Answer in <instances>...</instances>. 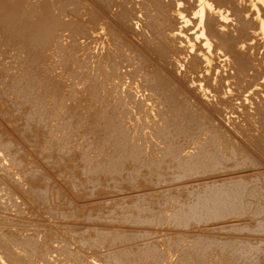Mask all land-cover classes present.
I'll return each instance as SVG.
<instances>
[{"label": "bare ground", "instance_id": "bare-ground-1", "mask_svg": "<svg viewBox=\"0 0 264 264\" xmlns=\"http://www.w3.org/2000/svg\"><path fill=\"white\" fill-rule=\"evenodd\" d=\"M24 1L25 0H0V3H1L0 6H5L4 10H6V9L8 10V12H5L4 14H2L3 12H1V10H0V22H2V20H3L6 23L7 22L6 20H9L6 23V24H9V26L6 25V28H8L6 30H9L7 36L5 35L6 32L3 33L5 35L4 36L5 38L1 34V31H3L2 27L4 28V26L1 25L2 27H0V38H1L0 56L5 55V54L7 55L8 53L10 55L11 50L14 51V49H19V52H21V56H22V58L20 57V59H22V62H23L22 64L23 65L25 64L26 68L28 67L25 72L23 71V73H21V74H19V72L16 73L20 77H18V76L14 77V78H16V79H14V82H15L14 86L16 88H17V86H19L20 88L18 87V89H20V91H22V90L24 91V93H21V94L25 95V97L24 96L23 97H17L15 95H16V93H19L18 92L19 90H17V92L14 91L15 92V94L13 93V95L15 96L14 100L18 99L17 102L22 101L23 104L27 105L29 112L28 113L26 112L27 113L26 117L29 119L28 122L35 123V125L33 127L36 128L39 126V128H41V125L44 123L43 126H45V127L48 126L49 133L51 135H56L57 132L59 133L60 129L61 130L66 129L65 128L66 123L69 125V127H68L69 129H71V126H73L72 125V123H73L75 125V129L78 127V128H80V131L82 130L81 133L83 135L80 136V132H78V133L76 132L80 136V138H77V137L74 138V136L77 135L75 133L76 135H72V134L70 135V136H73V138H74L73 140H69L70 138H68V140H65V141L63 140L64 141L63 145L70 144L71 149L69 148L68 151H71V152L67 151L66 145H65L66 150L64 148V151H66L70 154L69 156H71L73 161L76 159L75 163H73L72 160L70 161L71 158L69 156H67V154L64 151L61 152L63 149H59L58 151H60L61 154H63V153L66 154V156L64 157L66 159V163H65L64 159L61 161H59L60 160L59 159L58 161L61 162L59 164L57 162H56L57 164L54 162L55 159H54V161L52 159V161L50 162L49 160H50V158H53L52 155L54 154V152L52 155L50 154V158L48 157L49 159L44 158L45 161H49L48 164L49 163L52 164L54 162L53 165H51L49 169L51 171H54V169L52 167H56L57 170L55 169V171H57V172H55V171L54 172L57 174V176L55 175L54 172H53L54 174L52 172L49 173L50 170L47 169L48 167H45V169L49 170L47 172V174H45L46 172H44L45 169L42 171L43 168L41 169L39 167L41 170V173H42V175H41L42 178H38L41 173L39 171H36V170H39V169L35 170V168H33L34 169L33 170L32 168L22 167V166H24L23 161H22V166L20 164L18 165L16 162L13 163L14 160L12 157L16 153L15 149H13V148H14V145L19 144L18 139H20V138L18 136H16V134L15 135L13 134L18 139L14 140L15 138L12 139L13 137L9 139V138H5L8 135L4 136L5 133L3 134L5 139L4 140L0 139V156H1L0 158L2 159L3 162L5 161L6 164L5 163L2 165L0 164L2 166V167L0 166V182L4 186H7V189L10 190L9 191L10 193H7V192L4 193V194L7 193V196L3 195V199L4 198L6 199V197H8V194L10 195V197H11V195L19 194L25 198L24 200L27 201L28 206L29 205L37 206L36 204L44 205V203L47 205L49 204L50 205L49 209L47 207L48 210H46V211L44 210L46 212V214H48V216H50V217L53 216V214H56L57 219L55 218V220H62V221L60 223H58L55 220L53 221V224H55V222H57V224L60 226V228H58L57 227L58 225L56 224V227L58 229L56 227L51 228L53 226L46 227L47 224H44L42 222L41 223L44 225L42 227L39 226L37 229V225H39L40 223H37L35 225L34 224L35 219H33L34 220V221H32L33 224H29L31 222H28V219L21 215L23 213L20 209H19L20 210L19 212H11V213L1 212V209H0V264H47L48 261L46 262L45 256L48 255L49 252H53V251H51L52 249L53 250L55 249V251L58 252L60 254V256L62 255L64 257H66L67 260H70V262L71 261L74 262L73 264H81L88 257H90L89 259H87V260H89L88 262H90L91 258H92L91 260H93V262L91 261L92 263H89V264H93V263H96V264L97 263H99V264H164L165 262L168 264L170 261L168 262L167 259L172 258V260H174L173 256L174 255L176 256L177 253H178L177 260H176L175 256H174V258H175V261H178V264L180 262V259L182 260V264H215L216 260L218 263L221 261L222 264H231V263H229V261H232L233 264H261V262H263L262 264H264V250H263L264 246L263 247L261 246L263 248L262 249L259 247V245H256V243H255V241H259L261 239H262V242L264 243V176L261 175V173L259 174L258 172H256V168H253L252 170L249 169L250 172L251 171H255V172H252L251 174H247V173L244 174L245 171H242V170H244V168H245L246 171H248L246 167L251 166V168H252L253 167L252 163H250L248 161L244 162L241 158L240 151H238L237 149L231 150V147L229 145L225 146V144H223L221 146V143L219 141H215V138H218L220 135H222L221 132L217 131L220 134L219 135L215 134L216 130L214 129V132L211 130L213 134L209 135V133H211V132L209 131L210 129L208 130V128L209 127L211 128V124H210V121L208 120V118L206 116H204L203 112H200V110L198 111L197 108L195 109V107H196L194 105L195 102L193 103L194 108H192L193 107V105H191L192 103H190V105H191L190 106L189 104H187V102H188L187 100H186L187 101L186 102L185 100L180 99L179 93L181 91H178L177 89L172 87V84L169 83V81H167L166 78L158 75L159 72H157V74L154 75L155 76L154 80L153 79L151 80V78H153V77L150 76L151 78H149V79H150L151 83L148 82L149 80L148 81L146 80V81H147V83L152 85L155 89H157L160 92L159 95L164 97L162 99L163 108L159 114V116L161 118L160 119L158 118L159 122L162 125L160 126L158 124L159 122L157 123L158 120H156V122L153 121V118L151 119V117H149L148 113L146 112L147 117L153 121L152 123H154V125L157 128L156 129L154 127L150 128V129H152L151 132L150 131L147 133L144 132V134H143V131H144V128H146L145 127L146 126L145 120H147L146 117H144V119H143L138 115L140 118H137L136 123L134 125H133V123H131V122H133V119L136 118L135 115H136L137 111L140 110L141 106L139 104L142 103L141 101H140L141 103H135L133 101L134 105H132L133 102H131L130 107L129 108L127 107L128 109H126L124 107L125 104L122 105L123 111L119 110L118 108H117V110H119V111H117L116 107H115V109H114V107H112L111 109L109 108L110 110H107L105 108L107 105H104V110L106 109L107 111L105 114H102V113H100L101 110L99 111L95 106L96 103H98V101L93 100L96 103L91 102L92 101L91 99H93V97H94L92 95L95 92V91L92 92V95H91L92 97H90L91 91L94 89L93 85H94V87H96L95 83H93L94 80H91L92 83H86L87 87L84 83V86L86 87V91H85V94L83 97H81V94L79 95L81 98L79 96H78L79 98L78 97H76V98L70 97V95H71L70 91H72V90L69 91V88L67 87V85H66L67 83L65 81H63L65 83L62 84V83H60V81H58V80H60V78L58 79L57 77L55 78V77H52L50 75L48 76L43 71L38 70L39 65L35 66V65H37V64H35L37 61H43L45 59L47 60V58L50 57L51 54H53V51L55 52V49H57L56 47H58L59 40H57V38H59V37L56 36L57 35L56 33H58V34H60V33L56 32V29L58 27H61V29H62V27H63L62 23L63 22L59 21V18L57 19L58 16H56L55 14L57 13V11H58L57 15L59 14L58 9L60 7H57L58 9L56 8L57 11H55L56 13H53V9L51 8V5H53V3L50 4V2L44 1V2H41L39 4V6L36 7V9H32V6H30L32 10H30V8H26V9H29L31 12L28 10L27 11L28 13H25V11H24L25 8L23 7ZM26 1H27L26 3L28 5L33 3L32 1H29L30 3H28V0H26ZM69 1H67V4L69 3ZM151 1L153 2V0H151ZM151 1H150V3H151ZM154 1H156V0H154ZM165 1H167L168 4H169V2L173 3L172 0L171 1L165 0ZM165 1L163 0V2H164L163 5L167 4V2L165 3ZM239 2H241V3H239ZM239 2L237 4L236 0L235 1L234 0H193V1L188 0V2H187V0H184V1L181 0L180 3L182 5L184 3H187V5H186V6H188L187 8H185L184 6H183V8H181L180 6L177 8L174 7L173 6L175 4V1H174V4L171 5L173 8L170 7L172 9L169 10V8H168L169 6H167V5L164 6L165 7L164 8L161 4L158 5L159 2H157V3L155 2V3H152L150 5V3L148 1L147 5L146 4L145 5L148 8H149V6L153 7L152 8V15L156 16L155 14H157V16H156L157 21L155 20V17L152 16L154 19H151V20H155V21L149 22L147 20L146 23L149 22V24H150L153 22V24H151V25L152 26L155 25L154 27L159 28V31L161 30V28H164V32L162 31V33H160V32L158 33V29H157V33L160 34V37H161L159 40H158V38H156L159 35H156L157 33H155L156 32L155 30H154L155 32L153 31L155 33V35H153L154 33L152 34L154 36V39H151V41L155 40V38L157 40V42H156V40L154 41V42H156L154 44V46L152 45L154 48V51L156 50L157 53L159 52V55L161 53V55L168 62L174 61V59H172V58L176 57V56H173V52H175V51L179 52V50H181L180 48H178L180 46H178V45H177L178 47L176 46V43L178 42V39L184 38L183 37L184 35L181 36L182 34H178V33H182L186 29H184L182 31V29H183L182 27H184L182 25L180 27L181 29L179 28L180 30H178L177 31L178 33H177V32H175L176 28L174 27L176 25L174 24L173 27L175 28V30H173L174 28L173 29L171 28L173 23L171 24L170 22L173 18H176L179 20L182 19L183 20L182 22H184V23H189V21L193 20V18H194L195 19V20H193V21H195L194 24L196 23L198 28H199V30L195 34L196 38H198V35H200V37L203 38L201 40V43H203V44L201 46L199 45L200 46L199 51L202 53V55L200 57H203V59L198 57L199 51L197 52V50L195 48L198 46L197 45L198 42H196L197 44L191 43L192 38L189 39L191 36L193 37V35H191V34H189L190 37H189V35H186L189 37L188 41L190 42V44L188 45L189 47L188 46H186V47H188L192 50L195 49V51L191 52V50L189 51V50H186L187 48L184 49V47H182L183 50L189 51V52H191L190 54L193 53V55L195 52H197L198 55H196V56L191 55V58L194 57L195 59H193V60H197V58H199L197 60L199 63L203 60V62H202L203 65H204V63H206V65H210L212 60L216 57L214 54L215 52L213 53V51L217 50V52L218 51L222 52L223 54L227 55L230 58V59L228 58V60L225 58L226 63L231 60L233 62V65L236 66L235 69L239 68L242 71L247 72V75H248V72L251 69H254V67L252 66L254 64H252L253 62L250 59V57H252V56L249 57L247 55V52H250V51H246L245 54L243 53V51H241V50H243L242 48L244 47V45L242 43H245V42L241 43L240 38L242 37L243 41H244L245 40L244 37L245 38L251 37L249 33L252 31V29H251V31H248V30H250V28L248 29L247 25L249 26L252 23H253L252 25L257 26L256 29L258 32V33L255 32L256 30H254L255 29V26H254L253 33L255 32L256 35L258 34V36L259 35L261 36V37L259 36L260 38H262V37L264 38V0H240ZM148 3H149V6H148ZM180 3H179V5H181ZM244 3H246L245 6H243ZM64 4H66V3H64ZM32 5H34V4H32ZM56 5H58V4L56 3ZM59 5H60V3H59ZM175 6H177V3L175 4ZM26 7H29V6H26ZM66 7H68V6H66ZM64 8H65V6H64ZM51 9H52V12H51ZM62 9H63V7L60 10H62ZM189 10L191 12H189ZM246 11H252V16L246 15L245 14ZM147 12H148V10H147ZM154 12H155V14H153ZM50 14L52 16H50ZM150 14H151V12H150ZM247 14H248V12H247ZM24 15L25 16L27 15V17H23ZM148 15H149V13H148ZM59 16H60V14H59ZM149 16L151 17V15H149ZM249 16H251L253 18V20L250 19V21H252V23L250 22V24L248 22L249 20L247 19ZM146 17H147V14L145 15V18ZM150 17H149V20H150ZM246 19L248 20L247 22H246ZM141 22H142L141 20L138 21V24L140 23L139 25H141L145 21H143L142 23ZM156 22H158V23L156 24ZM235 22H236V24L241 23L240 24L241 26L236 27V26H238V24L235 26V24H234ZM2 23H0V24H2ZM168 23H170L171 26H169ZM60 24H62V25H60ZM65 24L67 27L68 26L67 23H65ZM196 24H195V26H196ZM70 25H71V23L69 24V27H70ZM138 26H137V29H138ZM189 26H191V25H189ZM230 26L236 27V29H235L236 33L239 34L240 37H238L237 35H236L237 36L236 38L233 37L236 34L235 32H234L235 34H233V36H230L229 32L232 29V28H230ZM71 27H73V25H71ZM71 27H70V29H71ZM147 27L150 28L149 26H147ZM168 27H170L171 30H169ZM140 28H142V26H140ZM148 28H145L144 33H142L143 30L140 31V33H142V35L144 34L143 36H145L146 32H147L146 30H148ZM227 28L229 30V31L227 30L228 32L225 31ZM59 29L60 28H58V30ZM64 29H68V27L65 28V25H64ZM64 29H63V31H64ZM78 29H80V28L78 27ZM74 30L76 31L77 29L75 28ZM74 30L72 28L71 31H74ZM83 30L84 29L82 28L81 31L83 32ZM136 31H139V30H136ZM150 31H152V30H149L148 33ZM66 32H67V30H66ZM61 33H62V31H61ZM70 33L73 34V32H70ZM84 33H86V32H84ZM193 33H194V31H193ZM253 33H252V37H254ZM184 34H186V32H184ZM152 35L150 37H153ZM179 36H181L182 38H180ZM61 37H62V35H61ZM112 37H114L113 39L115 40V36H112ZM255 37L257 38V36H255ZM259 37L257 38L258 40L260 39ZM174 38L175 39L178 38L176 40L177 42L175 40H173ZM145 39H148V38L146 37V38H144V40ZM185 39H183V40L185 41ZM193 39L195 41V37H193ZM214 39L217 41L214 42ZM251 39L254 40L255 38L254 39L251 38ZM197 40H199V39H197ZM247 42H248V40H247ZM122 43H123V41H122ZM185 43L187 44V42H185ZM251 43L253 44L254 42H251ZM148 44H150V43H148ZM110 45H112V43H110ZM129 45H128V47H129ZM241 45H243V46H241ZM246 45H250V44H246ZM120 46L121 45H119V47H117V48H120ZM126 46L127 45H125V46L123 45V48ZM250 46L251 47L250 48L248 47L247 49H251L253 45H250ZM256 46H255V48H256ZM112 49L114 50V48H112ZM126 49H128V48H125L124 50H126ZM247 49L245 48L244 51ZM115 50H117L116 47H115ZM119 50H120V52L123 51V53H124V50H122V49H119ZM129 50L130 49H128L127 53H129ZM110 51L108 54H110ZM133 51H135V50H133ZM117 52H114V55H116ZM132 53L133 52H131V56L128 54L126 56L133 57ZM135 53L136 52H134V54ZM137 53H138V51H137ZM197 53H195V54H197ZM212 53H213V58H212ZM55 54H53V55H55ZM124 54H126V53H124ZM186 55H188V54H186ZM217 55H218V53H217ZM221 55H220V58H222ZM249 55H251V52ZM7 56H4V57H6L5 59L8 60V58L10 56L12 57V54L9 57H7ZM137 56H138V54H137ZM137 56L136 57L134 56L135 59L137 58ZM140 57H141V55H140ZM140 57H139V59H140ZM151 57H152V55H151ZM185 57H187V56H185ZM107 58L108 57H105L104 60H109L110 56L108 59ZM133 58H131V59H133ZM176 58H178V57H176ZM176 58H175V60H176ZM188 58H190V56ZM121 59H123V57ZM180 59H182V58H180ZM183 59H184V57H183ZM200 59H201V61H199ZM110 60H112V59H110ZM117 60H118V58H117ZM124 60H126V57H124ZM124 60H122V65H123ZM127 60H128V57H127ZM129 60L127 63H129ZM141 60H143V59H141ZM186 60H188V59H186ZM189 60L191 61V59H189ZM189 60H188V62L186 61L187 65H188V63H190ZM11 61L13 62V60H11ZM116 61H115V63L118 64ZM167 61H166V63H167ZM182 61H184V60H182ZM253 61H254V59H253ZM135 62L136 61L134 60V65L137 64V63L135 64ZM137 62H138V58H137ZM145 62H146V60H145ZM145 62H143V63L146 64ZM163 62H164V60H163ZM37 63H39V62H37ZM105 63H106V61H105ZM109 63L112 64V61ZM109 63L107 64L108 66H110ZM138 63H139V65L137 64V66H139L138 72H140L141 64H140V62H138ZM141 63H142V61H141ZM178 63H181V62L178 61ZM191 63H190V67L192 65H194V64L191 65ZM130 64H132V63H130ZM169 64H171V63H167L168 67H169ZM172 64H174V62H172ZM183 64L184 63H182V65ZM195 64H196V61H195ZM9 65L12 66L10 63H9ZM163 65H165V64H163ZM198 65L200 66V64H197V66L196 65H194V66L198 67ZM175 66L181 67L179 64L175 65ZM201 66L198 68H201ZM255 66H257V65H255ZM12 67H11V69H12ZM106 67L107 66H105V68ZM120 67H122L121 63H120ZM131 67L132 66H130V68L128 67V69H131ZM145 67L146 66L142 67V70L147 71V69ZM204 67H203V69L201 68L200 71H202V70L204 71ZM229 67H230V65H229ZM112 68H113V66L110 69H112ZM136 68L138 69V67H135V69ZM178 68H176V69H178ZM207 68H205V70ZM13 69L15 70L16 68H13ZM104 69L102 68V70H104ZM164 69H167V67ZM176 69H174V70H176ZM211 69H213V68H211ZM239 69L233 70L234 71L233 74H235V71L236 72L239 71V73H240L241 71ZM112 70H114V73H116L117 66H116V69L113 68ZM132 70H134V69H132ZM174 70L172 73H174ZM229 70H230V68H229ZM10 71H9V73L10 74L12 73V75L16 72V70L14 71V73H13V71H11V72ZM109 71H111V70H109ZM166 71H168V70H166ZM5 72H8V71H5ZM100 72H101V69H100ZM148 72L150 74V71H148ZM178 72H180V71H178ZM3 73L4 72H2V74ZM106 73L107 72L105 71V74ZM117 73H119V72H117ZM130 73H131V71H130ZM142 73H145V72H142ZM155 73H156V71H155ZM204 73H207V72H204ZM208 73H210V69H209ZM215 73L212 74L213 76L211 75L212 76L211 78L216 76L217 73L216 74ZM239 73H238V76H239ZM89 74L92 75L91 73H89ZM119 74H121V73H119ZM119 74H118V76L120 78H123ZM123 74H122V76H123ZM131 74H133V77H134V74H136V73H131ZM138 74H140V73H138ZM184 74H186V73H184ZM218 74H219V72H218ZM218 74H217V77H219ZM229 74L231 75L232 73H229ZM245 74L246 73H244L243 76H245ZM4 75H5V73H4ZM76 75H78V73H76ZM93 75H96V73L95 74L93 73ZM97 75L98 76H95L96 78L97 77L101 78L103 76V75L99 76V74H97ZM113 75L115 76V74H112V76ZM150 75H153V74H150ZM178 75H179V73H178ZM186 75H184V76H186ZM258 75L259 74H257V77H258ZM2 76L0 77L1 79H3V78L7 79V77H8V76L7 77L3 76V78H2ZM14 76H15V74H14ZM78 76H80V75H78ZM78 76H76V77H78ZM81 76H83V75L81 74ZM81 76L79 79L84 78V77L81 78ZM84 76H85V74H84ZM118 76H117V78H118ZM129 76H130V74H129ZM207 76H209V75H207ZM207 76H206V78H202V79L208 80L209 78ZM221 76H223V75H221ZM248 76H250V75H248ZM88 77L90 78L89 75H88ZM88 77L86 75V77H85V78H87L86 81L89 80ZM108 77H106V78H108ZM166 77H168V76H166ZM200 77H202V76H200ZM229 77H231V76H229ZM245 77H247V76H245ZM96 78H95V81L100 79L99 78L96 80ZM106 78L104 76L102 77V79H104V80ZM168 78L170 79V77H168ZM175 78L176 77H174V79ZM178 78H179V81L182 79V77L180 79L179 76H178ZM220 78H223V77H220ZM76 79H78V78H76ZM90 79H93V78H90ZM109 79L110 78H108L106 81L108 82ZM189 79H190V77L188 78V80ZM210 79H209V82L211 81ZM217 79L219 80V78H217ZM223 79L221 81H223ZM233 79H235V77ZM252 79H255V78H252ZM215 80H216V78H215ZM237 80L239 83L240 80L238 78H237ZM83 81H85V80H82V82ZM112 81H115V80H112ZM146 81H144V82H146ZM183 81L184 80H182V83H184L186 80L184 82ZM88 82H90V81H88ZM107 82H105V83H107ZM212 82H213V80H212ZM212 82H210V83H212ZM228 82L230 83L229 80H228ZM217 83H219V82H217ZM217 83H215V85ZM222 83L223 82H221L219 84H222ZM235 83H234V85H235ZM238 83H236V84H238ZM11 84H13V83H11ZM149 84H148V87H150ZM188 84L186 83L185 85H188ZM1 85H3V87H4V89H3L4 93H5V90H9L8 87H11L10 84L6 83V85H9V86L6 87L7 89H5V83L3 84V82ZM104 85L106 86V84H104ZM174 85H177V84L175 83ZM222 85H221V87H222ZM109 86H110V83H109ZM152 86H151V89L153 88ZM202 86H204V85H202ZM227 86L231 87L232 85L229 84ZM233 86L231 88H233ZM85 87H83V88H85ZM221 87H218V88H221ZM223 87H225V84L223 85ZM107 88H108V86H107ZM128 88H129V86H128ZM193 88H194V86H193ZM196 88L197 87L194 88V91ZM208 88H209V86H208ZM227 88L228 87H226V89ZM95 89H97V88H95ZM151 89H148V90H151ZM223 89L222 90L220 89V90L223 91ZM0 90H1V88H0ZM82 90L84 92V89H82ZM104 90H101L100 94ZM214 90H217V89H214ZM97 91H98V89L96 90V92ZM153 91H155V90H153ZM158 91L155 94H153V93L152 94L156 95V94H158ZM228 91H230V89H228L227 92ZM8 92H11V91H8ZM79 92H82V91L80 90ZM104 92H106V90ZM107 92H109V91H107ZM197 92H198V94L200 93L199 91H197ZM6 93H7V91H6ZM109 93H107L106 96ZM5 94H3V96ZM100 94H98V96ZM98 96L96 95V97H98ZM100 96H104V93H103V95H100ZM100 96L98 98H100ZM5 97H7V96H5ZM11 97L12 96H10V98L9 97L8 98L12 99ZM89 97H90V101H89ZM118 99H116V103H118V101H117ZM3 100H4V98H3ZM96 100H98V99H96ZM112 100L114 101L115 99H112ZM123 100H124V98H123ZM15 101H14V103L12 102L14 104V105L13 104L12 105L14 107L16 105L19 108L20 105L22 104V102H20L21 104L19 103V105H17L18 103ZM88 101L90 102V104L93 103L92 106L90 105L92 108L90 107L91 108L90 111H87V112H86V109H82L83 111L81 112L80 108L84 104L82 103L83 105L81 107H79V104L81 102H85L87 104ZM100 102H102V101L100 100ZM106 102H103V103L106 104ZM153 102H155V101H153ZM111 103H112V101H111ZM111 103L108 102V104H111ZM114 103L115 102H113V105L112 104L111 105L114 106ZM156 103L157 102L152 103V104H156ZM8 104H10V101ZM28 105H29V107H28ZM101 105L103 107V104L100 103V106ZM126 105H128V103ZM13 106L11 107V109L14 111L15 109H13ZM63 106H64L63 112L59 111L60 112L59 114L61 116H63L62 122H65V123H63L64 128H60V127H63V126H60V124L62 123L60 119H59V122H61V123H59V127L52 126L50 124V122H51L50 120L54 116H57V114H55L56 113L55 111L59 107L63 108ZM88 106L89 105L85 106V108ZM94 106H95V108H93ZM116 106H117V104H116ZM144 106L146 107V105H144ZM147 106L149 107V105H147ZM22 107H23V105H22ZM102 107L99 109H102ZM21 108H20V111H22ZM257 108H258L257 113L261 114L262 109H259V106H257ZM141 109H143V108H141ZM149 109L150 108L147 109V107H146L147 111ZM152 109H150V110H152ZM9 110H7V112ZM12 110L9 111L11 114L8 112L11 116L13 114H15L14 112L12 113ZM58 110H57V112H58ZM18 111H19V109H18ZM26 111H28V110H26ZM22 112H20V114ZM144 112L142 111V113H144ZM5 113H6V111H4V113H2V114H5ZM60 115H58V116H60ZM140 115H143V114H140ZM144 115H146V114L144 113ZM150 115H152V112L150 113ZM154 115H156L155 117L158 116L157 114H154ZM15 116L17 118L20 117V116L18 117V115H15ZM22 117H24V115ZM26 117H24L25 120H26ZM118 117H121L120 118L121 122H119L117 120ZM12 118H13V116H12ZM54 118H56V117H54ZM58 118H61V117H57V122H58ZM2 119L3 120L5 119L4 116L2 117ZM122 119L123 120L125 119V121H123ZM143 120L145 122L142 123ZM151 120L149 122H151ZM134 122H135V120H134ZM138 122H139V124H137ZM8 123L9 122H7V124ZM130 123L132 125H130ZM12 124L13 123L8 124V125L12 126ZM52 124H54V122ZM147 124H149V123H147ZM262 124L264 127V121H262ZM29 125H30V123H29ZM31 125L28 127V124H27V126H25V124H24L23 126L25 128L27 127V130H28L29 128H31ZM152 125L153 124H150V126L148 125V127H152ZM19 126L21 128V125H19ZM139 128H141V129L139 130ZM22 129H20V133H21ZM146 129L150 130L149 128H146ZM23 131H22V133H23ZM30 131H32V130H30ZM48 131H46L44 133V135H46V133ZM63 131L64 130L60 131V136L62 135L61 137H64L62 134ZM202 131H206V132H203V135H202V134H200ZM15 132L17 133V131H15ZM34 132H35V130H34ZM34 132H33V134H34ZM43 132H44V130H43ZM0 133H2V132H0ZM58 133H57V135H58ZM207 133H208V135H207ZM48 134H47V136H44L43 134H41L43 136H39V132H37L36 135L39 137H42L43 139L45 138L47 141H49V139L47 138ZM68 134H70V132ZM64 135L66 136V134H64ZM19 136L21 137V135H19ZM37 136L34 135V137H37ZM58 136H56V138ZM39 137H37V138H39ZM42 138H41L40 146H37L39 148L36 147L37 148V150H36L37 155L36 156H39L40 159H41V156L45 155L46 151L44 152L43 155H41L39 152V149H43L42 146H45L47 144L45 139L43 140ZM56 138L54 137V139H56ZM150 138H153L156 140L157 144H155V145L157 148L155 147V149H153L152 147L154 145H152L150 151L147 149L149 151V153L147 152V150H146L147 153H144L145 150L143 152L141 150H143L145 148H141V146L144 143L145 145H143V146L144 147L147 146L149 148V143L152 142L151 144H153V141H154V140L151 141L152 139H150ZM50 140H52V139H50ZM20 141H21V139H20ZM57 141H59V139H57ZM109 142H111V143L109 144ZM221 142H223V141H221ZM48 143H50V141ZM128 143H131V144L127 145ZM146 143L148 145H146ZM59 144H61V143H59ZM63 145L61 146V148L63 147ZM46 146H48V145H46ZM100 146L103 147V148L101 147L102 151L100 150L101 149L100 148L99 149L100 151L97 152V149ZM40 147H42V148H40ZM44 149L50 150V147L49 148L44 147ZM95 150L97 153L94 152ZM9 151H11L12 157L9 154L10 153ZM24 151H25V149H24ZM56 151H55V153H57L56 156H58V154H60V153L56 152ZM30 152H31V150H30ZM38 153L41 156L38 155ZM41 153H43V152L41 151ZM23 154H24V158H25L26 157L25 153H23ZM61 154H60V156H61ZM155 154L158 156L156 157ZM159 155H160V157H159ZM2 156L4 157V159ZM16 156L19 159L22 157L21 154H20L21 157H19L17 154H16ZM60 156H58V157L62 159L63 156L62 157H60ZM7 157L9 159H7ZM45 157H47V155ZM66 157H69L70 159L66 158ZM1 159H0V162H2ZM16 160H18V159H16ZM36 160H39V159H36ZM26 162H27V160H26ZM32 162L36 163V161H32ZM42 162H43V160H42ZM37 163H39V162H37ZM69 163H71L72 166H68ZM40 164H37V165H40ZM74 164H76V166ZM32 166H35V164H33ZM44 166H46V165H44ZM108 169L111 170L112 174H115L114 176L117 175V177H118V179H116V181L118 180L119 183L117 185L113 184L115 186H112V183L109 185H104L106 183V180H104L105 181L104 184L98 183L101 181L100 177L103 176L104 171H106ZM106 172L109 173L110 176L108 174H106ZM106 172H105L106 176L108 175V177L111 178L112 174H110V171L108 170ZM98 174H102V175L100 176ZM105 174H104V176H105ZM97 175H98V177L100 176L99 177L100 181L98 180ZM15 177L16 178L18 177V179H17L18 181L15 179ZM59 178L61 180H59ZM106 179H107V177H106ZM112 179L113 178H111L110 180H112ZM53 180H55L59 184V186H61V187H59L60 190H59V188H56L58 186H52L51 187L50 184L52 183ZM20 181H22V182L25 181L26 183L25 182L24 183L26 185H29L28 187L26 186L27 189L24 187V184H23V186L21 185ZM55 181H54V185L56 184ZM82 182L85 183V187H86V189H84L83 192L88 193L87 194L88 196L96 195L98 193H101V191H103V190L106 191V189H108V190L111 189V190H116V191L118 190L115 193L112 192L114 195L115 194L118 195L120 193L124 194L125 192L128 191L129 194L127 195V198L130 200L127 201V203H125L126 201L123 202V200H121L122 202L120 203V200H119V203L120 204L125 203L124 204L125 206L123 209V205H122L121 206L122 209H121L120 204L119 205L117 204L118 205L117 207L122 210L121 212L120 211L118 212L119 209L116 208V204L114 203L116 201L115 196L114 197L111 196V198L113 197L115 199V201L111 200V202L114 203V205H115L114 207L116 208L115 209L116 211L109 212V210H112L114 208L113 206H112V208H108L109 209L108 213H106V216L103 218L101 217L102 214L97 213V211L98 212L100 211V208H99V210L97 209V211L94 209L95 207L93 209H88L86 211L85 209L83 210V207L85 208V206L82 207L79 204V206L81 207V210H80L75 206V203L72 204V202H73V201H71L72 198L70 200L71 203L68 202L67 207H64L65 204L62 202H65V201L61 200L63 198V196L61 195V193L64 192L63 189L67 188V190L72 193L71 197H73V200H76L78 202L79 197H80L79 195L83 193V192L79 191V189L81 187H84L83 186L84 183H82ZM101 182L103 183V181H101ZM36 183L41 184L42 187L36 186ZM33 185H35V186H33ZM164 185H166V186L170 185L171 187H173V186H175V187H173V189H171V187L170 188L168 187V189H166V191H165V189H162ZM177 186H178V188L182 189V192L180 189H178L180 191L177 190ZM23 188H25V189H23ZM53 188L54 189L56 188L57 191L54 190ZM1 190H0V192H1ZM67 190H65V191H67ZM111 190L108 192H111ZM4 191H7V190H4ZM177 192H181V195L177 194ZM103 193H106V192H103ZM1 195H2V193H1ZM19 195H18V197H19ZM103 195H107V194H102L101 197H103ZM4 196H6V197H4ZM69 196H70V194H69ZM121 196H120V198H121ZM10 197H9V200L7 198L8 201H10ZM0 199L3 201L1 196H0ZM11 199H13V198L11 197ZM81 199H82V197H81ZM17 200H18V198H17ZM20 200H19V202L21 203V206H22V201H20ZM88 200H90V199H88ZM60 201H62L61 202L63 205L62 209L60 206H57V205H56L57 207H60L59 208L60 210L57 209V211H56V209H50V207H53V208L56 207L54 204H58V202H60ZM66 201H68V198L66 199ZM95 201H97V200H95ZM19 202L17 201L18 204H19ZM77 202H76V204H77ZM91 202H92V200H91ZM105 202H104V204H105ZM1 203L2 202H0V204ZM27 203H26V205H27ZM61 203H60V205H61ZM108 203L110 206L111 203L110 202H108ZM10 204H11V202H10ZM10 204L7 203L8 207L9 206L11 207ZM3 205L4 204L2 203V207L0 206V208H3ZM13 205H14V203L12 202V206ZM126 205H127V207H126ZM6 206H4V208ZM21 206L19 205L20 208H21ZM8 207H6V209ZM10 207H9V209L12 210ZM74 207H76V208H74ZM107 207L108 206L105 207L106 211H107V209H106ZM36 208L37 207H35V209ZM42 208L44 209V207H42ZM42 208H41V210L40 209H38V210H40L42 212L43 211ZM45 208H46V206H45ZM103 208L104 207H102V209ZM22 209H25V208L22 207ZM75 209H78V213ZM27 211H24L25 214ZM63 211H65V212H63ZM45 212L43 213L44 215H45ZM75 212L77 213V215ZM34 215H35V213H34ZM120 216H121V218L123 216V219L120 220L119 219ZM32 217H33V215H32ZM43 217L46 218L47 216L46 217L43 216ZM76 219H79L82 222L80 221L81 222L80 224H77V223L75 224L74 221ZM30 220H31V218H30ZM36 222H39V221H37V219H36L35 223ZM43 222H45V221L43 220ZM45 223H48V222L46 221ZM99 223H101V224L102 223H105V224H107V223L113 224L114 223V224H118V225L115 227L111 226L110 224L108 226L107 225L103 226V224L98 225ZM48 225H50V224L48 223ZM60 230H62V231L60 232ZM19 232H20V235H19ZM27 232H30L31 234L25 235V233L27 234ZM163 232L166 233L168 236L167 237L164 236ZM155 233H156V235H155ZM160 233H163V234H160ZM158 235L161 238H162V236H164L166 238L169 237V240L167 239V242L159 241L158 238L155 237ZM55 236H57V239L55 238ZM79 237H83V239L85 238V240L83 241V239H81V241H80V240H78ZM171 237H173L175 240L174 239L172 240ZM71 239L78 241L79 242L78 245H79V247L81 245L82 250L84 249L83 247H86V249H88L87 251H91L90 253L86 252L87 254H83V255H88V257H86L85 260H83V257L80 254L81 252L79 253L77 248H76V251H78L79 254L77 252L75 253L74 251H73L74 253L71 252L72 248L69 249V245H71L70 243H66L64 247H54L55 245H53V244H55V242H58V243L62 242V241L63 242L64 241L70 242ZM76 241H75V244H77ZM138 241H139V243L140 242H142V243L139 245ZM75 244H73V245H75ZM257 244H259V242ZM63 245H64V243H63ZM73 249H75V248H73ZM55 254L56 253H54L53 257H55ZM59 254H57V255L59 256ZM60 256H59V258H60ZM49 257L52 258V256L50 254H49ZM51 258L48 259L49 264H50ZM63 258H62V260H63ZM178 258H179V260H178ZM227 259H229L228 262H225V261H227ZM54 260H56V259L54 258ZM57 260H59V259H57ZM62 260L60 258V260H59L60 264H61ZM59 262H58V264H59ZM223 262H225V263H223ZM53 263H55V261H53ZM53 263L51 261V264H53ZM85 263H83V264H85ZM55 264H57V263H55ZM62 264H64V263H62ZM67 264H68V261H67Z\"/></svg>", "mask_w": 264, "mask_h": 264}, {"label": "rangeland", "instance_id": "rangeland-1", "mask_svg": "<svg viewBox=\"0 0 264 264\" xmlns=\"http://www.w3.org/2000/svg\"><path fill=\"white\" fill-rule=\"evenodd\" d=\"M29 1H32L31 3L32 4H34V5H32V4H30V5H28L26 2V0L24 1V5H23V7L25 8H23L24 9V11H25V13H28L27 11L29 10V9H26V8H30V10H32V9H36V7L37 6H39V4L41 3V2H44V1H48V2H50V4H52L53 3V5H51V8L53 9V13H56L55 11H57L56 10V8L57 7H60L58 10H59V14H60V16H59V14L57 15V13H58V11H57V13L55 14L56 16H58L57 17V19L59 18V21H62L61 23L63 24V27H62V29H61V27H58V28H60L59 30H58V28L56 29V32H59L60 34H58V33H56L57 35V37H59V38H57V40H59V44H58V47H56L57 49H55V52L53 51V54H55V55H53V54H51L50 55V57H48L47 58V60L45 59V60H43V61H37V62H39V63H35V64H37V65H35V66H38V70L39 71H43L45 74H47L48 76L50 75V76H52V77H57L58 79L60 78V80H58V81H60V83H62V84H64L65 82L67 83L66 85H67V87L69 88V91L70 90H72V91H70L71 92V95H70V97H78L80 94H81V97H83L84 96V94H85V91H86V87H87V84L86 83H92V81L91 80H94L95 81V76H98L97 74H99V76H104L105 78L106 77H108L109 75V77L108 78H110L109 80H108V82L110 83V86H109V83L106 81L108 78H106L105 80L104 79H102V77L100 78V77H97L96 78V80L97 79H99V80H97V81H93V83H95V85H96V87H94V85H93V88L95 89V88H97L98 89V91L96 92V90L97 89H93L92 91H91V94H90V97H92V96H94L93 97V99H91L92 101L91 102H94V101H98V103H96V102H94V103H96V108L100 111V113H102V114H105L106 113V111L107 110H110L112 107H114V109H115V107H116V110H117V108L119 109V110H122V105H124V107L126 108V109H128L129 107H130V104H131V102H135V103H141V104H139L141 107H140V112L139 111H137V113H136V118L135 119H133V122H131V123H133V125L136 123V121H137V118H143L144 119V117H146V119L147 120H145L147 123H149V124H147L144 120L142 121V123L143 122H145V127L146 128H157L155 125H154V123H152L153 121H155L156 122V120H158L157 121V123L159 122V119L161 118L160 116H159V114H160V112H161V110H162V108H163V105H162V99L164 98V97H162L161 95H159L160 94V92L157 90V89H155L152 85H150L149 83H151V81H150V79L149 78H151V77H153V78H151V80L153 79L154 80V75H156L157 74V72H159V74L158 75H160V76H162V77H164V78H166V80L167 81H169V83H171L172 84V87H174L175 89H177L178 91H181L180 93H179V97H180V99H182V100H187L186 102H187V104H189L190 105V103H192L191 105H193V103H194V105L196 106L195 107V109L197 108L198 109V111L200 110V112H203V114H204V116H206L207 118H208V120L210 121V124H211V128L209 127L208 128V130L211 132V133H209V135H212L213 133H212V131L214 132V129L216 130V132H215V134H220L219 132H217V131H220L221 132V134L222 135H220L218 138H215V141H219L220 143H221V146L223 145V144H225V146H227V145H229L230 147H231V150H233V149H237L238 151H240V153H241V158H242V160L244 161V162H250V163H252V165H253V167L251 168V166H248V167H246L247 168V170L248 171H246V169L244 168V170H242V171H245V173L244 174H251L252 172H255V171H251L250 172V170L249 169H253V168H256V172H258L259 174L261 173V175H263L264 176V127H263V124H262V121H264V38L262 39V38H260L259 36H258V34L256 35L255 34V32L256 33H258L257 32V26H255V25H252L253 23H252V21H250V19L251 20H253V18L251 17L252 16V11H246V15H251V16H249L247 19L249 20H247L246 19V22L248 21L249 22V24H250V22L252 23V24H250L249 26L247 25V28L249 29L250 28V30H248V31H251V29H252V31L249 33L250 34V38L248 39L247 37V39L244 37V41H243V38L241 37L240 38V41H241V43L242 42H245V43H242L243 45H244V47L242 48L241 46H243V45H241L240 47L243 49V50H241V51H243V53L245 54V52L246 51H250L251 52V55H249L250 54V52H247V55L250 57V56H252V57H250V59H251V61L253 62L252 64H254V65H252L253 67H254V69H251L249 72H248V75H250V76H248L247 75V72H244V71H242L241 69H239L241 72L239 73V71L238 72H236L235 71V74H233V70H238V69H235L236 68V66L235 65H233V62L230 60V61H228L227 63L225 62V58L228 60V56L227 55H225V54H223L222 52H217V50H215V51H213V53L215 54V58L212 60V62L210 63V65H206V63H204V65L202 64V62H203V60L201 61V59H203V57H200L201 55H202V53L199 51V48H200V46L203 44V43H201V40L203 39L202 37H200V35H198V38H196V32L199 30V28H198V26H197V24H196V26H195V24H194V22L195 21H193V20H195L194 18H193V20H191V21H189V23H184V22H182L183 20L182 19H176V18H173L172 20H171V24H172V26H171V24L170 23H168V25L169 26H171V28L173 29L174 27L176 28V30H175V28L173 29V30H175V32H177L178 30H180L181 28V26L183 25L184 27H182L183 29H182V31L184 30V29H186V30H184V32H186V34H184V32H182V33H178V34H182L181 36H183L184 38L183 39H185V41L183 40V39H178V38H174L173 40H177L178 39V42L176 43V46L178 45V46H180V47H178V48H180L181 50H179V52H176L175 50V52H173V56H176V57H178L179 59L180 58H182V59H178V58H176V57H173L172 59H174V61H172V62H174V64L175 65H180L181 67H179V66H175L174 64H172V62H168L162 55H161V53H160V55H159V52L157 53V51L155 50L154 51V48H153V46H154V44L157 42V40H156V38H158V40L161 38L160 37V34H158L159 32L160 33H162V31L164 32V28H161V30L159 31V28H156V27H154V26H152L151 24H153V22L152 23H150L149 24V22H151V21H155L156 19H157V14H155V12L153 13V14H155L156 16H153L152 15V8L153 7H150L149 6V3H150V1L151 0H28V3H30ZM59 1V2H58ZM67 1H69V3L67 4ZM149 1V3H148V6H149V8L148 7H146V5H147V2ZM165 1V0H164ZM169 1H171V0H169ZM174 1H175V4L177 3V6H175V4H174ZM179 0H172V2L173 3H171V2H169V4H168V2L167 1H165V3L167 2V6H169L168 8H169V10H171L173 7L171 6V5H173L174 7H181V8H183V6L185 7V8H187L188 6H186L187 5V3H184L183 5L180 3L181 2V0L178 2ZM184 1V0H183ZM193 1V0H192ZM235 1V0H234ZM237 1V4H238V2L240 1V0H236ZM157 3V2H159L158 3V5L159 4H161L163 7L164 6H166V5H163L164 4V2H163V0H156V1H154L153 0V2L151 1V3H150V5L152 4V3ZM187 2H188V0H187ZM246 2V1H245ZM56 3L58 4V5H56ZM59 3H60V5H59ZM64 3H66V4H64ZM179 3L181 4V5H179ZM239 3H241V2H239ZM247 3V2H246ZM246 3H244V5L243 6H245V4ZM27 4V5H26ZM146 4V5H145ZM243 4V3H242ZM0 5H1V3H0ZM144 5V6H143ZM157 5V4H156ZM26 6H29V7H26ZM30 6H32V9H31V7ZM64 6H65V8H64ZM66 6H68V7H66ZM5 6H0V10H1V12H3L2 14H4L5 12H8V10L6 9V10H4L5 8H4ZM54 7V8H53ZM63 7V11L62 10H60L61 8ZM170 7H172V8H170ZM148 8V9H147ZM165 8V7H164ZM52 9H51V12H52ZM151 11H150V10ZM3 10V11H2ZM29 10V11H30ZM147 10H148V12H147ZM62 11V12H61ZM31 12V11H30ZM150 12H151V14H150ZM189 12H191L190 10H189ZM247 12H248V14H247ZM251 12V13H250ZM148 13H149V15H151V17L148 15ZM147 14V17L149 16L150 17V20H149V17L147 18H145V15ZM31 16V15H30ZM50 16H52L51 14H50ZM155 17V20H151V19H154L153 17ZM23 17H27V15L25 16H23ZM34 17V16H33ZM192 17V16H191ZM251 17V18H250ZM62 19V20H61ZM192 19V18H191ZM145 21V22H141L142 24L141 25H139L138 24V21ZM147 20L149 21L148 23H146L147 22ZM177 20V21H176ZM179 20V21H178ZM7 22L9 21V20H6ZM66 21V22H65ZM114 23H112V22ZM157 21V20H156ZM3 22V23H2ZM2 22H0V23H2V24H0V27H2V26H4V28L2 27V30L3 31H1V34L3 35V37L6 35L7 36V34H8V31L9 30H6V29H8V28H6V25H8L9 26V24H6L3 20H2ZM183 24H182V23ZM65 23H67V27H68V29H64V25H65V28H67L66 27V24ZM71 23V25H73V27H71V25H70V27H71V29H70V27H69V24ZM158 22H156V24H157ZM181 23V24H180ZM62 24H60V25H62ZM174 24L176 25V26H174ZM194 24V25H193ZM235 24V26L238 24V26H236V27H239V26H241L239 23H237L236 24V22L234 23ZM2 25V26H1ZM139 25V26H138ZM145 25V26H144ZM149 26L150 28H148L147 26ZM151 25V26H150ZM189 25H191V26H189ZM252 25V26H251ZM137 26H138V29H137ZM140 26H142V28H140ZM144 26V27H143ZM174 26V27H173ZM194 28H193V27ZM235 26H230V28H232L231 30H230V36H233V34H235L236 33V27ZM252 28H251V27ZM254 26H255V29H254ZM78 27L80 28V29H78ZM84 29L83 30V32L81 31L82 30V28ZM186 27V28H185ZM197 27V28H196ZM72 28H73V30L76 28L77 30L75 31H71L72 30ZM145 28H148V30H146L147 32H146V35L145 36H143L142 35V33H144V30H145ZM152 28V29H151ZM154 28V29H153ZM169 28V30H171V28L170 27H168ZM180 28V29H179ZM229 28V29H230ZM63 29H64V31H63ZM86 29V30H85ZM157 29H158V33H157ZM256 30L254 33H253V31L254 30ZM66 30H67V32H66ZM70 30V31H69ZM79 30V31H78ZM136 30H139V31H136ZM143 30V31H142ZM149 30H152V31H150L149 33H148V31ZM156 32H155V31ZM228 30V28L225 30L226 32H228L227 31ZM61 31H62V33H61ZM140 31H142V33H140ZM157 33L156 35H159V36H155L156 38H155V40H156V42H154L155 40H153V41H151V39H154V36L153 35H155V33ZM193 31H194V33H193ZM233 31V32H232ZM6 32V33H5ZM70 32H73V34H71ZM84 32H86V33H84ZM174 32V33H175ZM232 32V33H231ZM235 32V33H234ZM3 33H5V35L3 34ZM139 33V34H138ZM154 33V34H153ZM252 33H253V35H254V37H252ZM85 34V35H84ZM150 34V35H149ZM153 34V35H152ZM189 34H191V35H193V37H195V41H194V39H193V37L191 36L190 37V35ZM232 34V35H231ZM61 35H62V37H61ZM153 36V37H150V36ZM186 35H189V37L188 36H186ZM240 37V35L239 34H235V36H233V37ZM112 36H115V40L113 39L114 37H112ZM143 36V37H142ZM181 36H179L180 38H182ZM255 36H257V38L259 37L260 39L258 40ZM2 37V36H1ZM150 38L149 40L148 39H145L144 40V38ZM200 37V38H199ZM5 38V37H4ZM117 38V39H116ZM191 39L192 38V42L191 43H195V44H197L196 42H198V46L197 47H195L196 48V50H197V52L199 53V55H198V53L197 52H195V53H197V54H195L194 53V55L196 56V55H198V57L199 58H201L199 61H201L200 63L197 61L199 58H197V60H193V59H195L194 57H192L191 58V55H193V53L192 54H190L191 52H194L195 51V49L194 50H192V49H190V48H188L189 46V44H190V42L188 41L189 39ZM251 38H255L254 40H252ZM3 39V38H2ZM197 39H199V40H197ZM123 41V43H122V41ZM183 40V41H182ZM247 40H248V42H247ZM262 40V41H261ZM128 41V42H127ZM148 41V42H147ZM151 41V42H150ZM174 41V42H175ZM217 40H215L214 39V42H216ZM182 42V43H181ZM185 42H187V44L185 43ZM189 42V43H188ZM251 42H254L253 44L251 43ZM0 43H1V38H0ZM110 43H112V45H110ZM119 43V44H118ZM148 43H150V44H148ZM153 43V44H152ZM180 45H179V44ZM115 44V45H114ZM125 46V45H127L126 47H124L123 48V45ZM130 44V45H129ZM246 44H250V45H253L252 46V50L251 49H247L248 47L250 48L251 46L250 45H246ZM60 45V46H59ZM117 45V46H116ZM119 45H121L120 46V48H117V47H119ZM128 45H129V47H128ZM153 45V46H152ZM183 45V46H182ZM200 45V46H199ZM256 46V48H255V46ZM132 46V47H131ZM152 46V47H151ZM186 46H188V47H186ZM115 47H116V49L117 50H115ZM122 47V48H121ZM182 47H184V49H186V50H191V52H189V51H186V50H183V48ZM112 48H114V50L112 49ZM125 48H128V49H130L129 50V53H127L128 52V49H126V50H124ZM247 49V50H245L244 51V49ZM255 48V49H254ZM119 49H122V50H124V53H126V54H124L123 53V51L122 52H120V50ZM16 50V51H15ZM113 50L114 52H117V54L116 55H114V52L111 51ZM133 50H135V51H133ZM12 51V50H11ZM10 51V53L12 54V57L9 55V53L6 55H2V56H0V77L3 75L4 77L6 76H8L7 77V79L6 78H3V76H2V78L3 79H1L0 78V83L2 84V82H3V84L5 83V89H7L6 87L7 86H9V85H6V83L7 84H10V86L11 87H8L9 88V90H5V93H6V91H7V95L4 93V87H3V85H1L0 84V88H1V92L3 93V94H5L4 96H3V94L1 93L0 94V110L2 111H0V132H2V133H0L1 135H0V139H5V138H12V139H14V140H17L18 138L17 137H15L14 135L16 134V136H18L20 139H21V141H20V139H18V143L19 144H16V145H14V148L13 149H15V151H16V153L13 155V157H12V153H11V151H9L8 153L11 155V157L13 158V163L14 162H16L18 165L20 164L21 166H22V161L24 162V166H22V167H25V168H35V170L36 169H39V170H36V171H39L40 173H41V170H40V168L42 169V171L45 169V167H48L47 169H49L50 168V166L51 165H53V163L55 162H57L58 164L59 163H61V162H59V161H61V160H65V163H66V159L64 158L65 156H66V154H67V156H69L70 154L68 153V152H71V151H68L69 150V148L71 149V146H70V144H65L66 146H67V151L68 152H66V151H64V148L66 147L65 145H63V143H64V141L65 140H68V138H70L69 140H73L74 138H80V136H82L83 134L81 133V131H80V128H78L77 126V128L79 129H75V125L72 123V125L73 126H71V129H69L68 127H69V125L66 123V129H62V130H64L63 132H62V134H63V136L64 137H61L60 136V131H62L61 129H60V131H59V133H58V135H57V133H56V135H51L50 133H49V131H48V126H43V124L41 125V128L44 130V132H43V130L41 129V128H39V126L38 127H33L34 125H35V123H33V122H28L29 121V119L26 117V115H27V113L29 112V109L27 108V105L26 104H23V102L22 101H20V102H22V104L20 103V102H17L18 101V99L15 101L14 100V98H15V96H17V97H25V95L23 94H21V93H24V91L22 90V91H20V89H18V87L19 86H17V88L14 86V79H16V78H14V77H20L18 74H16V73H18L19 72V74H21V73H23V71L25 72L26 70H27V68H26V66H25V64L23 65L22 63V59H20V57L22 58V56H21V52H19V49H14V51H12L11 52ZM109 51H110V54H108L109 53ZM137 51H138V53H137ZM146 51V52H145ZM120 52V53H119ZM131 52H133L132 54V56L134 57H136L137 56V54H138V56H137V58H138V62H140V64H141V66H140V68H141V70H140V72H138L139 71V66H137V64L139 65V63L137 62V58L135 59V57L133 58V57H129V56H126L127 54L128 55H130L131 56ZM134 52H136L135 54H134ZM183 52V53H182ZM189 52V53H188ZM119 53V54H118ZM181 55H180V54ZM213 53H212V58H213ZM217 53H218V55H217ZM224 56H222L221 54ZM249 53V54H248ZM157 54V55H156ZM186 54H188L189 56H190V58H188L189 56L188 55H186ZM140 55H141V57H140ZM151 55H152V57H151ZM193 55V56H194ZM220 55H221V57L222 58H220ZM4 56H7V57H9L8 58V60L7 59H5L6 57H4ZM109 56H110V58H109ZM185 56H187V57H185ZM4 57V58H3ZM17 57V58H16ZM105 57H108L109 58V60H104L105 59ZM123 57V59H121V58ZM124 57H126V60H124ZM127 57H128V60H129V63H127L128 62V60H127ZM139 57H140V59H139ZM183 57H184V59H183ZM107 58V59H108ZM117 58H118V60H117ZM131 58H133V59H131ZM175 58H176V60H175ZM224 58V59H223ZM110 59H112V60H110ZM141 59H143V60H141ZM164 60V62H163V60ZM186 59H191V61H190V63H191V65L192 64H194V65H196L197 66V64H200V66L202 65L203 67H204V71L202 70V71H200L201 70V68L203 69V67L201 66V68H198V67H200L199 65H198V67H195L194 65H192L191 67H190V63H188V65H187V62H188V60H186ZM230 59V58H229ZM253 59H254V61H253ZM11 60H13V62L11 61ZM117 60V61H116ZM120 60V61H119ZM122 60H124L123 61V65H122ZM134 60L136 61L135 62V64L136 65H134ZM145 60H146V62H145ZM182 60H184V61H182ZM226 60V61H227ZM105 61H106V63H105ZM108 61V62H107ZM112 61V64L111 63H109V62H111ZM115 61L119 64H116L115 63ZM126 61V62H125ZM133 61V62H132ZM141 61H142V63L143 62H145L146 64H142L141 63ZM166 61H167V63H171V64H169V67H168V65H167V63H166ZM176 61V62H175ZM178 61L179 62H181V63H178ZM187 61V62H186ZM195 61H196V64H195ZM225 62V63H224ZM9 63L13 66H10L9 65ZM109 63V65L111 66H113V68H115L116 69V66H117V71H116V73H114V70H112V69H110L111 67L110 66H108L107 64ZM120 63H121V66L122 67H120ZM125 63V64H124ZM130 63H132V64H130ZM162 63V64H161ZM182 63H184L183 65H182ZM186 63V64H185ZM229 63V64H228ZM163 64H165V65H163ZM116 65V66H115ZM143 65V66H142ZM148 65V66H147ZM172 65V66H171ZM228 65V66H227ZM229 65H230V67H229ZM255 65H257V66H255ZM105 66H107L106 68H105ZM126 66V67H125ZM130 66H132L131 67V69H128V67L130 68ZM144 66H146L145 68L147 69V71L145 70H142V67H144ZM152 66V67H151ZM185 66V67H184ZM194 66V67H193ZM227 66V67H226ZM235 66V67H234ZM11 67H12V69H11ZM135 67H138V69L136 68L135 69ZM152 69H151V68ZM156 67V68H155ZM167 67V69H164V68H166ZM173 67V68H172ZM179 67V68H178ZM183 67V68H182ZM210 69V73H208L209 72V69ZM213 68V69H211V68ZM230 68V70H229V68ZM232 67V68H231ZM256 67V68H255ZM13 68H16L15 70H16V72L14 73V69ZM102 68L104 69V70H102ZM150 68V69H149ZM176 68H178V69H176ZM192 68V69H191ZM205 68H207L206 70H205ZM234 68V69H233ZM23 69V70H22ZM100 69H101V72H100ZM120 69V70H119ZM132 69H134V70H132ZM144 69V68H143ZM174 69H176V70H174V73H172L173 72V70ZM192 71H191V70ZM195 69V70H194ZM13 71V73L15 74V76H14V74L12 75V73L10 74L9 73V71ZM22 70V71H21ZM109 70H111V71H109ZM119 70V71H118ZM165 70V71H164ZM166 70H168V71H166ZM212 70V71H211ZM232 70V71H231ZM5 71H8V72H5ZM10 71V72H11ZM105 71L107 72L106 74H105ZM109 71V72H108ZM130 71H131V73H136V74H134V77H133V74H131L130 73ZM134 71V72H133ZM136 71V72H135ZM145 72V73H142V72ZM148 71H150V74H153V75H150L149 74V72ZM155 71H156V73H155ZM178 71H180V72H178ZM191 71V72H190ZM231 71V72H230ZM2 72H4L5 73V75H4V73L2 74ZM28 72V71H27ZM98 72V73H97ZM112 72V73H111ZM117 72H119V73H121V74H119V73H117ZM152 72V73H151ZM164 74H163V73ZM190 72V73H189ZM204 72H207V73H204ZM218 74V72H219V74H218V76L219 77H217V74ZM76 73H78V75H80L81 76V74L83 75V76H81V78L82 77H86V75H87V77H88V75L90 76V78H93V79H90L89 77H88V81H90V82H88V81H86L87 80V78H83V79H79L80 78V76H78V75H76ZM89 73H91L92 75H90ZM93 73L95 74L96 73V75H93ZM124 73V74H123ZM138 73H140V74H138ZM170 73V74H169ZM178 73H179V75H178ZM181 73V74H180ZM184 73H186V74H184ZM194 73V74H193ZM216 74V76L215 77H213V78H211L213 75L212 74ZM229 73H232L231 75L229 74ZM238 73H239V76H238ZM244 73H246L245 74V76H247V77H245V76H243L244 75ZM251 73V74H250ZM2 74V75H1ZM7 74V75H6ZM71 74V75H70ZM73 74V75H72ZM84 74H85V76H84ZM101 74V75H100ZM112 74H115V76L113 75L112 76ZM118 74L121 76V77H123V78H120L119 76H118ZM122 74H123V76H122ZM129 74H130V76H129ZM174 74V75H173ZM177 74V75H176ZM191 74V75H190ZM198 74V75H197ZM207 75H209V76H207L211 81L210 82H212V80H213V82L212 83H210L209 82V79L208 80H206V79H202V78H206V76ZM237 74V75H236ZM241 74V75H240ZM257 74H259L258 75V77H257ZM107 75V76H106ZM118 76V78L120 79H118L117 78V76ZM136 75V76H135ZM183 75V76H182ZM184 75H186V76H184ZM198 77H197V76ZM202 76V77H200V76ZM205 77H204V76ZM212 75V76H211ZM221 75H223V76H221ZM234 75V76H233ZM76 76H78V77H76ZM151 76V77H150ZM166 76H168V77H170V79L172 80H170L168 77H166ZM178 76L180 77V79H181V77H182V79L179 81V78H178ZM229 76H231V77H229ZM237 76V77H236ZM242 76V77H241ZM254 76V77H253ZM173 77V78H172ZM174 77H176L175 79H174ZM190 77V81L188 80V78ZM197 77V78H196ZM220 77H223V78H220ZM235 77V79H233ZM76 78H78V79H76ZM115 78V79H114ZM215 78H216V80H215ZM217 78H219V80L217 79ZM237 78L240 80L239 81V83H238V80H237ZM252 78H255V79H252ZM124 81H123V80ZM139 81H138V80ZM177 79V80H176ZM198 79V80H197ZM223 79V81H221ZM231 79V80H230ZM5 80V81H4ZM82 80H85V81H83L82 82ZM112 80H115V81H112ZM126 80V81H125ZM128 80V81H127ZM149 82V83H147V81ZM182 80H186L185 82L188 84V85H185L186 83L184 82V83H182ZM189 82H188V81ZM206 80V81H205ZM218 80V81H217ZM228 80L230 81V83L228 82ZM237 80V81H236ZM62 81V82H61ZM63 81H65V82H63ZM102 83H101V82ZM107 82V83H105V82ZM121 83H120V82ZM144 81H146V82H143ZM176 81V82H175ZM192 81V82H191ZM79 82V83H78ZM99 82V83H98ZM129 84H128V83ZM153 82V81H152ZM191 82V83H190ZM217 82H219V83H221V82H223L222 84L224 85L225 84V87H223V85L222 84H219V83H217ZM236 82V83H238V84H236L235 83V85H234V83ZM11 83H13V84H11ZM77 83V84H76ZM84 83H85V85H86V87L84 86ZM106 84V86L104 85V84ZM112 83V84H111ZM124 85H123V84ZM177 84V85H174V84ZM183 85H182V84ZM214 83V84H213ZM215 83H217L216 85H215ZM227 83V84H226ZM100 84V85H99ZM122 86H121V85ZM128 84V85H127ZM148 84H149V86L150 87H148ZM201 84V85H200ZM211 84V85H210ZM219 84V85H218ZM229 84H231L232 86H233V88H231V87H229V86H227V85H229ZM98 85V86H97ZM112 85V86H111ZM127 85V86H126ZM147 85V86H146ZM174 85V86H173ZM196 85V86H195ZM199 85V86H198ZM202 85H204V86H202ZM215 85V86H214ZM221 85H222V87L224 88H222L221 87ZM2 86V87H1ZM13 86V87H12ZM70 86V87H69ZM107 86H108V88H107ZM128 86H129V88H128ZM151 86L153 87L152 89H151ZM177 86V87H176ZM184 86V87H183ZM192 88H191V87ZM193 86H194V88L195 87H197L196 89H195V91H194V88H193ZM208 86H209V88H208ZM83 87H85V88H83ZM99 87V88H98ZM189 87V88H188ZM202 87V88H201ZM218 87H221V88H218ZM226 87H228L227 89H226ZM20 88V87H19ZM112 88V89H111ZM212 88V89H211ZM82 89H84V92H83V90ZM100 89V90H99ZM106 90V92H104L105 90ZM111 89V90H110ZM148 89H151V90H148ZM189 89V90H188ZM214 89H217V90H214ZM223 89V91H221V90ZM226 89V90H225ZM228 89H230V91H228L227 92V90ZM17 90H19L18 92L21 94H19V93H16V95L14 96L13 95V93L15 94V92H17ZM82 91V92H79V91ZM101 90H104V91H102L101 92V94H100V91ZM153 90H155V91H153ZM188 90V91H187ZM212 90V91H211ZM233 92H232V91ZM8 91H11V92H8ZM15 91V92H14ZM95 91V92H94ZM107 91H109V92H107ZM151 91V92H150ZM158 91V94H156V95H153V94H155L156 92ZM186 91V92H185ZM197 91H199L200 93L198 94V92ZM217 91V92H216ZM92 92H94L93 93V95H92ZM183 92V93H182ZM197 92V93H196ZM231 92V93H230ZM103 93H104V96H100V95H103ZM107 93H109L107 96H106V94ZM153 93V94H152ZM186 93V94H185ZM227 93V94H226ZM19 94V95H18ZM73 94V95H72ZM83 94V95H82ZM98 94H100L99 96H100V98H98L99 96H98ZM183 94V95H182ZM2 95V96H1ZM92 95V96H91ZM96 95L98 96V97H96ZM186 95V96H185ZM5 96H7V97H5ZM10 96H12L11 98L12 99H9L10 98ZM9 97V98H8ZM16 97V98H17ZM80 97V96H79ZM78 97V98H79ZM80 97V98H81ZM90 97H89V101H90ZM102 97V98H101ZM107 97V98H106ZM115 99L114 101L111 99ZM162 97V98H161ZM3 98H4V100H3ZM77 98V99H78ZM111 100H110V99ZM120 100H119V99ZM123 98H124V100H123ZM127 98V99H126ZM160 98V99H159ZM2 99V100H1ZM96 99H98V100H96ZM103 99V100H102ZM105 99V100H104ZM116 99H118L117 101H118V103H116ZM147 99V100H146ZM204 99V100H203ZM94 100V101H93ZM100 100L102 101V102H100ZM109 100V101H108ZM132 100V101H131ZM138 100V101H137ZM146 100V101H145ZM157 100V101H156ZM9 101H10V104H8L9 103ZM14 101L15 102H17L18 104L17 105H19V103L21 104L20 105V107L18 108V106H16L15 105V107L13 106L14 104ZM88 101V102H89ZM107 101V102H106ZM111 101H112V103H111ZM127 101V102H126ZM141 101V102H140ZM153 101H155V102H157L156 104L158 105H156V104H152V103H155V102H153ZM4 102V103H3ZM13 102V103H12ZM87 102V104L85 103V102H81L80 104H79V107H81L83 104V106L80 108L81 109V112L83 111L82 109H86V112L87 111H90V109L92 108L91 106L93 105V103H91L90 104V102L88 103ZM103 102H106V104H104ZM108 102H110L112 105H113V102H115L116 104H117V106H116V104L114 103V106H112L111 104H108ZM125 102V103H124ZM134 102L132 103V105H134ZM145 102V103H144ZM254 102V103H253ZM3 103V104H2ZM83 103V104H82ZM100 103L101 104H103V107H102V105L100 106ZM128 103V105H126ZM147 103V104H146ZM161 105H159V104ZM13 104V105H12ZM16 104V103H15ZM98 104V105H97ZM22 105H23V107H22ZM87 105H89L88 107H86L85 108V106H87ZM91 105V106H90ZM104 105H107L105 108L107 109H105L104 110ZM111 105V106H110ZM121 105V106H120ZM144 105H146V107H147V109L148 108H150V109H152L153 107V109L152 110H146V107L144 106ZM147 105H149V107L147 106ZM154 105V106H153ZM190 105V106H191ZM194 105H193V107L192 108H194ZM2 106V107H1ZM13 106V109H15L14 111L11 109V107ZM65 106V105H64ZM64 106H63V108L62 107H59L57 110H58V112H57V110L54 112L55 114H57V116H54V117H56V118H52L50 121L53 123L54 122V124H52L51 122H50V124L52 125V126H57V127H59V123H61L63 120V116H61L59 113L60 112H63V109H64ZM67 106V105H66ZM95 106L93 107V108H95ZM145 108H144V107ZM151 106V107H150ZM153 106V107H152ZM160 106V107H159ZM257 106H259V109H262V112H261V114H259V113H257V110H258V108H257ZM262 108H261V107ZM22 107V108H21ZM28 107H29V105H28ZM91 107V108H90ZM102 107V109H99V108H101ZM108 107V108H107ZM128 107V108H127ZM20 108H21V110L23 111H20ZM110 108V109H109ZM141 108H143V109H141ZM158 108V109H157ZM3 109V110H2ZM12 110V113L14 112L15 114H13L12 116H13V118H12V116L10 115L11 113L9 112L10 110ZM17 109V110H16ZM18 109H19V111H18ZM88 109V110H87ZM124 109V108H123ZM7 110H9L8 112L10 113H8L7 112ZM26 110H28V111H26ZM119 110H117V111H119ZM125 110V109H124ZM146 114V115H144V113H142V111ZM155 110V111H154ZM4 111H6V113L5 114H2V113H4ZM60 111V112H59ZM123 111V110H122ZM152 112V115H150V113ZM197 111V110H196ZM20 112H22L21 114H20ZM27 112V113H26ZM139 112V113H138ZM148 113V115H149V117H151V119L153 118V121L150 119V118H148L147 117V113ZM17 113V114H16ZM19 113V114H18ZM24 113V114H23ZM26 113V114H25ZM53 113V114H54ZM157 114L158 116L157 117H155L156 115H154V114ZM9 114V115H8ZM140 114H143V115H140ZM4 116V120L2 119V117ZM15 115H18V117L20 118H17ZM24 115V117H26V120H25V118L24 117H22ZM58 115H60V116H58ZM140 117H139V116ZM2 116V117H1ZM15 116V117H14ZM57 117H61V118H58V122H57ZM7 118V119H6ZM9 118V119H8ZM23 118V119H22ZM121 117H118V121L119 122H121V119H120ZM134 118V117H133ZM155 118V119H154ZM159 118V119H158ZM59 119L61 120V122H59ZM9 122L8 124H11V123H13L12 124V126L11 125H8L7 124V122ZM123 120V119H122ZM134 120H135V122H134ZM151 120V122H149ZM5 121V122H4ZM18 121V122H17ZM20 121V122H19ZM24 121V122H23ZM123 121H125V119L123 120ZM28 124V127L31 125V128H29L28 130H27V127L25 128L23 125L25 124V126H27V124ZM29 123H30V125H29ZM63 123H65V122H62L61 124H60V126H63ZM130 123V125H132ZM141 123V124H142ZM17 124V125H16ZM137 124H139V122L137 123ZM150 124H153L152 125V127H148V125L150 126ZM160 126L162 125L160 122L158 123ZM19 125H21V128H20V126ZM68 125V126H67ZM10 126V127H9ZM19 126V127H18ZM23 126V127H22ZM33 127V128H32ZM73 127V128H72ZM214 127V128H213ZM10 128V129H9ZM18 128V129H17ZM23 128V129H22ZM60 128H64V126L63 127H60ZM137 128V127H136ZM146 128H144V131H143V134H144V132H151V130L152 129H150V130H148V129H146ZM8 129V130H7ZM17 129V130H16ZM20 129H22L21 130V133H22V131H23V133L21 134L20 133ZM141 128H139V130H140ZM143 129V128H142ZM19 130V131H18ZM30 130H32V131H30ZM34 130H35V132H34ZM48 131L47 133H46V135H44V133L46 132V131ZM147 130V131H146ZM212 130V131H211ZM9 131V132H8ZM15 131H17V133L15 132ZM68 131V132H67ZM29 132V133H28ZM31 132V133H30ZM33 132H34V134H33ZM37 132H39V136H47V134H48V139H49V141H50V143H48L49 141H47L45 138V141H46V145H48V146H42L43 147V149H39V152H40V154L41 155H43L44 154V152L46 151V153H45V155H43V156H41L39 153H38V155H40L41 156V159L43 160V162H42V160L40 159V157L39 156H36L37 155V148H39V147H37V146H40V143H41V138L42 137H39V136H37L36 134H37ZM43 132V133H42ZM70 132V134H68ZM78 132H80V136L77 134ZM203 132H206V131H202L200 134H202L203 135ZM208 132V131H207ZM5 133V134H4ZM10 133V134H9ZM77 135H76V134ZM3 134H4V136H6V135H8V136H6L5 138H4V136H3ZM14 134V135H13ZM31 134V135H30ZM41 134H43V135H41ZM64 134H66V136L64 135ZM76 135V136H74V138H73V136H70V135ZM19 135H21V137L19 136ZM34 135L35 136H37V137H39V138H37V137H34ZM70 137H69V136ZM207 135H208V133H207ZM3 136V137H2ZM56 136H58L57 138H56ZM79 136V137H78ZM54 137L56 138V139H54ZM61 137V138H60ZM72 137V138H71ZM203 137V136H202ZM29 138V139H28ZM43 139V138H42ZM43 139V140H44ZM50 139H54L53 141L52 140H50ZM57 139H59V141H57ZM150 139H152L151 141H153V144H151L152 142H148L149 143V148L147 147V146H143V145H145L144 143L142 144V146H141V148H145V149H143V150H141L142 152L144 151V153H149V151L151 150V147H152V145H154L152 148L153 149H155V147H156V145L155 144H157V142H156V140L155 139H153V138H150ZM7 140V139H6ZM64 140V141H63ZM221 141H223V142H221ZM24 144H23V143ZM52 142V143H51ZM59 143H61V144H59ZM111 142H109V144H110ZM23 144V145H22ZM131 143H128L127 145H130ZM31 145V146H30ZM53 145V146H52ZM63 145V147L61 148V146ZM146 145H148L147 143H146ZM151 145V146H150ZM52 146V147H51ZM70 146V147H69ZM21 147V148H20ZM27 147V148H26ZM37 147V148H36ZM42 147H40V148H42ZM44 147H47V148H49L50 147V150H47V149H44ZM102 146H100L98 149H97V152H99L100 150L102 151V148H101ZM101 148V149H100ZM157 148V147H156ZM23 149V150H22ZM24 149H25V151H24ZM35 149V150H34ZM59 149H63L61 152H65L66 154H61L60 153V151H58ZM100 149V150H99ZM149 151H148V150ZM152 149V150H153ZM30 150H31V152H30ZM57 150V151H56ZM65 150H66V148H65ZM146 150H147V152H146ZM41 151L43 152V153H41ZM55 151L56 152H59L60 154H61V156H60V154H58V156H60V157H62L63 156V158L61 159V158H59L58 156H56V154L57 153H55ZM22 152V153H21ZM53 152H54V154H53ZM94 152H96V150L94 151ZM96 152V153H97ZM19 153V154H18ZM23 153H25V158H24V154ZM33 155H31V154ZM101 153V152H100ZM16 154L19 156V157H21L20 159L16 156ZM20 154H21V156H20ZM50 154L52 155V157L53 158H50ZM47 155V157H45ZM74 155V154H73ZM156 155V154H155ZM17 158H16V157ZM158 155H156V157H157ZM1 157V156H0ZM3 157V156H2ZM10 157V156H9ZM15 157V158H14ZM36 157V158H35ZM50 158V162L52 161V159H53V161H54V159H55V161L51 164V163H49L48 164V162L49 161H45V159L46 158ZM58 159H57V158ZM70 158H71V156H69ZM69 157H66V158H69ZM159 157H160V155H159ZM45 158V159H44ZM48 158V159H49ZM69 158V159H70ZM1 159V158H0ZM3 159H4V157H3ZM7 159H9L8 157H7ZM16 159H18V160H16ZM36 159H39V160H36ZM57 159V160H56ZM60 159V160H59ZM20 160V161H19ZM26 160H27V162H26ZM59 160V161H58ZM73 161V159L71 158L70 159V161ZM1 161H2V159H1ZM31 161V162H30ZM32 161H36V163L35 162H32ZM69 161V160H68ZM75 161H76V159L73 161V163H75ZM37 162H39V163H37ZM42 162V163H41ZM5 163V161L3 162H0V164L2 165V164H4ZM27 163V164H26ZM35 164V166H32L33 164ZM41 163V164H40ZM56 163V164H57ZM64 163V164H65ZM6 164V163H5ZM37 164H40V165H37ZM46 165V166H44V165ZM0 165V166H1ZM75 166H76V164H74ZM44 166V167H43ZM68 166H72V164L71 163H69L68 164ZM2 167V166H1ZM40 167V168H39ZM250 167V168H249ZM53 169H54V171H55V169L57 170V168L56 167H52ZM47 169H45V171L44 172H46L45 174H47V172L50 170H47ZM243 169V168H242ZM34 170V169H33ZM109 171H110V174H112L111 173V170L110 169H108ZM108 170H106V171H108ZM54 171H49V173L50 172H54ZM106 171H104V174H105V172ZM55 172H57V171H55ZM54 172V173H55ZM51 173V174H52ZM53 173V174H54ZM103 174V173H102ZM102 174H98V175H102ZM104 174H103V176H104ZM106 174H108L109 175V173H107L106 172ZM106 174H105V178L103 177V176H99L100 177V179H101V181H103V183L100 181V179H99V177H98V175H97V178H98V180L100 181V182H98L99 184L101 183V184H104V180H106V183L104 184V185H109V184H111L112 183V186H115V185H113V184H118L119 183V181L117 180L116 181V179H118V177H117V175L116 176H114L115 174H112L111 175V178H113L112 180H110L111 178H109L108 177V175L106 176ZM42 173L39 175V177L38 178H42ZM49 175V174H48ZM55 175L57 176V174L55 173ZM110 176V175H109ZM113 176V177H112ZM59 177V176H58ZM106 177H107V179H106ZM117 177V178H116ZM15 179L17 180L18 179V177L16 178L15 177ZM39 180V179H38ZM59 180H61L60 178H59ZM18 181V180H17ZM54 181L55 180H53L52 181V183L50 184L51 185V187L52 186H58V187H56V188H59V187H61V186H59V184L55 181V185H54ZM21 182V185L23 186V184H24V187L26 188V186L28 187L29 185H26L25 183V181H20ZM19 182V183H20ZM25 182V183H24ZM82 183H84V182H82ZM97 183V184H98ZM53 184V185H52ZM63 184V183H62ZM2 185V186H1ZM0 186L2 187H0L1 189V192H0V196L2 197V199H3V195H6L7 196V193H10L9 191V189H7V186H4L1 182H0ZM4 186V187H3ZM33 186H35V185H33ZM36 186H39V187H42V185L41 184H39V183H36ZM83 186L85 187V183L83 184ZM173 186V185H172ZM84 187H81L80 189H79V191L80 192H83L84 191V189H86V187L84 188ZM168 187L170 188L171 186L169 185H164L163 186V188L162 189H165V191H166V189H168ZM173 187H175V186H173ZM173 187H171V189H173ZM4 188V189H3ZM25 188H23V189H25ZM56 188L54 189V190H56ZM27 189V188H26ZM161 189V188H160ZM178 189H180L181 190V192H182V189L181 188H178V186H177V190ZM4 190H7V191H4ZM59 190H60V188H59ZM65 190H67V188L66 189H63V191L64 192H62L61 193V195L63 196V198L61 199L62 201H65V202H62V201H60V202H58V204H54L55 206L57 205V206H60L61 207V209L63 208L62 206V203H64L65 204V206L64 207H67V203L68 202H70L71 203V201H73L72 202V204H74L75 203V206L78 208V209H80L81 210V207L80 206H85V208L83 207V210L85 209L86 211L88 210V209H93L94 207V209L97 211V209L99 210V208H100V211L98 212L97 211V213L99 214H102L101 215V217L103 218V217H105L106 216V213H108V208H112V206L114 207L115 205H114V203L116 204V208H118L117 206L122 202L121 200H123V202L124 201H126L125 203H127V201H129L130 199H128L127 198V195L129 194L128 193V191L127 192H125L124 194L123 193H120V194H113V193H115V192H117L116 190H111V192H108V191H110V190H108V189H106V191L105 190H103V191H101V193H98V194H96V195H90V196H88L87 194L88 193H82V194H80L79 196V200H78V202L76 201V200H73V197H71L72 196V193L70 192V191H65ZM176 190V189H175ZM176 190V191H177ZM180 190H178V191H180ZM4 191V192H3ZM57 191V190H56ZM163 191V190H162ZM168 191V190H167ZM5 192H7L6 194H4ZM68 192V193H67ZM70 192V193H69ZM103 192H106V193H103ZM113 192V193H112ZM181 192H177V194H180L181 195ZM1 193H2V195H1ZM111 193V194H110ZM69 194H70V196H69ZM102 194H107V195H103V197H101L102 196ZM110 194V195H109ZM113 194V195H112ZM18 195L19 194H15V195H11V197L13 198V199H11V197H10V195L8 194V197H6V196H4V197H6V199L4 200L3 199V201L0 199V202H2L4 205H3V208H0L1 209V212H7V213H11V212H19L20 210L22 211V213L23 214H21L23 217H25V218H27L28 219V222H31V223H29V224H33V222L32 221H34L33 219H35V221H36V219H37V221H39V222H36L35 223V221H34V224L36 225L37 223H40L39 225H37V229H38V227L40 226V227H42L44 224H47V226L46 227H51V226H53V227H51V228H54V227H56V224H57V222L58 223H60L62 220H55V218H56V214H53V216H48V214H46V210H48L49 209V204L47 205V204H45L44 203V205H40V204H36L37 206H34V205H29L28 206V203H27V201L26 200H24L25 198L23 197V196H21V195H19V197H18ZM68 195V196H67ZM121 196V198H120V196ZM15 196V197H14ZM66 198H65V197ZM88 196V197H87ZM94 196V197H93ZM111 196H115V199H116V201H115V199L113 198H111ZM9 197H10V201H8L9 200ZM81 197H82V199H81ZM7 198H8V200H7ZM15 198V199H14ZM17 198H18V200H17ZM65 198V199H64ZM68 198V201H66V199ZM71 198H72V200H71ZM92 198V199H91ZM21 199V200H20ZM64 199V200H63ZM88 199H90V200H88ZM13 200V201H12ZM19 200L20 201H22V206H21V203L19 202ZM71 200V201H70ZM91 200H92V202H91ZM95 200H97V201H95ZM102 200V201H101ZM111 200H113V201H115L114 203L113 202H111ZM119 200H120V203H119ZM17 201L19 202V204L17 203ZM26 201V202H25ZM75 201V202H74ZM107 203H106V202ZM8 204H10V202H11V209L12 210H10L9 209V207H8V205H7V203ZM12 202L14 203V205L12 206ZM16 202V203H15ZM62 202V203H61ZM76 202H77V204H76ZM81 202V203H80ZM85 202V203H84ZM89 204H88V203ZM97 202V203H96ZM104 202H105V204H104ZM108 202H110L111 204H110V206H109V203ZM2 203L0 204V206L2 207ZM26 203H27V205H26ZM60 203H61V205H60ZM83 203V204H82ZM125 203H122V204H120V208L122 209V205H123V209H124V204ZM7 206H6V205ZM17 206H16V205ZM79 204H80V206H79ZM118 204V205H117ZM19 205L21 206V208L19 207ZM105 205V206H104ZM4 206H6V207H8L7 209H6V207L4 208ZM16 206V207H15ZM45 206H46V208H45ZM50 207V209H56V211H57V209L58 210H60L59 208L60 207ZM100 206V207H99ZM106 206H108L106 209H107V211L105 210V207ZM13 207V208H12ZM16 209H15V208ZM18 207V208H17ZM22 207L23 208H25V209H22ZM28 207V208H27ZM35 207H37L36 209H35ZM42 207H44V209L42 208ZM47 207H48V209H47ZM76 207H74V208H76ZM102 207H104L103 209H102ZM126 207H127V205H126ZM41 208H42V210L45 212V215L43 214L44 212L42 211H40L41 210ZM115 207L112 209V210H109V212H111V211H116L115 209H116ZM7 211H6V210ZM15 209V210H14ZM18 209V210H17ZM20 209V210H19ZM31 209V210H30ZM34 209V210H33ZM38 209H40V210H38ZM78 209H75L76 211H77V213H78ZM119 209V208H118ZM121 209H119L118 210V212L120 211H122ZM10 210V211H9ZM28 210V211H27ZM64 210V209H63ZM24 211H27L26 212V214H25V212ZM35 211V212H34ZM63 212H65V211H63ZM33 213V214H32ZM34 213H35V215H34ZM42 213V214H41ZM76 213V212H75ZM77 213H76V215H77ZM104 214V215H103ZM31 215V216H30ZM32 215H33V217H32ZM41 215V216H40ZM47 216L46 218H44L43 216ZM79 215V214H78ZM37 217V218H36ZM49 217V218H48ZM54 217V218H53ZM30 218H31V220H30ZM53 219V220H52ZM57 219V218H56ZM120 220L121 219H123V216H122V218H121V216H120V218H119ZM43 220L46 222H48L50 225H48V223H45V222H43ZM57 221V222H55V224H53V221ZM81 220H79V219H76L75 221H74V223L76 224H80L81 222H80ZM44 223V224H42V223ZM53 225H52V224ZM103 224V226H108L109 224L111 225V226H117L118 224H111V223H107V224H105V223H102ZM101 223H99L98 225H102ZM20 225V224H19ZM58 225V224H57ZM58 228H60V226L58 225L57 226ZM56 227V228H57ZM35 228V227H34ZM57 228V229H58ZM56 229V230H57ZM62 230H60V232H61ZM64 232V231H63ZM62 232V233H63ZM164 233V232H163ZM163 233H160V234H163ZM31 233L30 232H27V234L25 233V235H30ZM159 234V235H160ZM166 233H164L163 235L164 236H168L167 234L165 235ZM19 235H20V232H19ZM155 235H156V233H155ZM158 235V236H159ZM158 236H155V237H157L158 238V240L159 241H164V242H167V239L169 240V237L168 238H166V237H164V236H162V238L164 239H162L160 236L158 237ZM55 238L57 239V236H55ZM172 238V240L174 239L173 237H171ZM55 239V240H56ZM81 239H83V237H79V239L78 240H80L81 241ZM161 239V240H160ZM177 239V238H176ZM85 240V238L83 239V241ZM175 240V239H174ZM70 241V240H69ZM75 241L76 240H72L71 239V241L70 242H68V241H62L63 243H64V245H63V243L62 242H55V244H53V245H55L54 247H64L65 246V244L66 243H70L71 245H69V249H71L72 251L71 252H77L78 253V251H79V253L82 255V257H83V260H85V258L86 257H88V255H83V254H87V253H90L91 251H87L88 249H86V247H83L84 249L82 250V247H81V245H80V247H79V242L78 241H76L77 242V244H75ZM82 241V242H83ZM262 239L261 240H259V241H255V243H256V245H259V247L260 248H262L263 246H264V243L262 242ZM81 242V243H82ZM259 242V244H257ZM142 242H140L139 243V241H138V244L140 245ZM59 244V245H58ZM73 244H75V245H73ZM57 245V246H56ZM74 246V247H73ZM262 246V247H261ZM73 248H75V249H73ZM76 248H77V250L78 251H76ZM263 249V248H262ZM264 250V249H263ZM51 251H53V252H49V254L52 256V258L51 257H49V254L48 255H46L45 257H46V262H47V264H49V260L48 259H50L51 258V261H52V263H53V261H55V263H57L58 264V262H59V260H60V258H61V260H62V258L64 257V256H60V254L58 253V252H56L55 251V249L53 250H51ZM73 252V253H74ZM87 252V253H86ZM54 253H56L55 254V257H53L54 256ZM78 253V254H79ZM57 254H59V256H60V258H59V256L57 255ZM58 256V257H57ZM175 256V255H174ZM174 256H173V259L174 260H172V258L171 259H167V261L169 262L168 264H178V261H175V258H176V260H177V257H178V253L176 254V256H175V258H174ZM49 257V258H48ZM54 258L56 259V260H54ZM66 257H64L63 258V262L61 261V264L62 263H66L67 264V261H68V264H73L74 262H70V260H67V258L65 259ZM90 257H88L87 259H89ZM53 259V260H52ZM57 259H59V260H57ZM65 259V260H64ZM86 259V260H87ZM92 259V258H91ZM90 259V262H88L89 260H85V261H83V263H85V264H89V263H92L93 262V260H91ZM178 260H179V258H178ZM228 260L229 259H227V261H225V262H228ZM51 261H50V264H51ZM92 261V262H91ZM172 261V262H171ZM220 261V260H219ZM217 262V260L215 261V264H222L221 263V261L218 263H216ZM225 262H223V263H225ZM55 263H53V264H55ZM83 263H81V264H83ZM229 263H231V264H233L232 263V261H229ZM263 262H261V264H262ZM59 264H60V262H59ZM93 264H96V263H93ZM97 264H99V263H97ZM164 264H167L166 262L164 263ZM179 264H182V260L180 259V262H179Z\"/></svg>", "mask_w": 264, "mask_h": 264}]
</instances>
